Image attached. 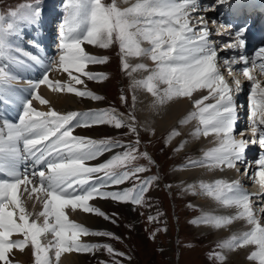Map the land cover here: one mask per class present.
<instances>
[{
    "label": "snow or ice",
    "instance_id": "obj_1",
    "mask_svg": "<svg viewBox=\"0 0 264 264\" xmlns=\"http://www.w3.org/2000/svg\"><path fill=\"white\" fill-rule=\"evenodd\" d=\"M124 3H128V0H124ZM218 3L222 5L226 0H218ZM65 11L67 16L60 26L58 59L48 64L42 79L30 83L28 91L32 99L38 100L41 105L49 104L36 91L42 84H47L54 92L72 93L92 100L103 99L71 83L50 81L47 72L55 66L56 70L67 73L76 85H82L84 81L79 75H73L74 72L86 76L88 80L103 81L105 75L86 69L91 64L106 63L108 58L88 54L83 45L87 43L107 49L118 44L122 70L127 71L131 67L129 57L147 58L154 64L151 70L146 64H137L131 67L128 74L139 70L149 72L144 79L135 81L134 86L145 89L158 104L175 98H191L199 90L208 91V95L193 101L195 110L181 124L196 120L198 126L191 135L195 138L214 136L217 146L206 151L202 159L190 160L189 166L232 169L238 163H245L249 145H258L264 150V85L254 75L258 73L264 76V47L251 60L243 55L245 28L232 32L231 25L225 28L224 24H219L218 29H225L223 34L228 35L230 40L222 49H218L215 41L210 39L212 32L209 21L203 15H194L200 11L199 0H135L124 8L117 5V0H111V3L104 0H68ZM9 15L35 25L39 22L41 10L38 6L29 5L24 11H12ZM4 19L0 16V59L23 63L11 55L13 51H22L19 47L13 48L9 40L10 36L17 34V25L9 22L5 27ZM211 23L217 25L216 20ZM216 34L221 33L218 30ZM145 44L148 46L144 47ZM224 50L241 54L221 59L218 51ZM24 55L37 64L41 63L37 56ZM238 64L242 67L235 68ZM222 68L230 76L237 74L249 82L248 124L245 130L239 131L240 139L235 134L240 117L233 93L243 90L241 80L233 79V89L225 79ZM16 79L8 63L0 65V103L15 102L11 85ZM160 85L165 87L161 88ZM32 99L21 101L17 122H0V264H12L10 254L13 250L23 251L29 245L35 264H60L65 253H92L101 248L109 254L122 256L123 253H115L110 245L83 243V236L118 237L110 232L91 231L70 220L66 209H79L108 220L110 218L92 206L90 201L99 198L144 205L145 193L157 178L142 181L131 189L105 191L109 185L138 180V174L147 171L143 166L130 167L138 159V149L129 145L122 153L91 166L88 162L115 148L126 146L111 139L94 140L76 136L73 131L75 128L107 124L116 129L127 127L135 133L134 124H125L115 114L104 110L60 113L50 108L42 112L33 107ZM209 99L214 103L205 104ZM131 119L134 121L135 117ZM246 132L250 133V137L245 135ZM178 135L180 133L174 131L170 139ZM181 148L183 144L177 151ZM140 155L147 158V153ZM254 163L257 167L252 178L264 188V152ZM244 172L247 175L249 168L245 167ZM101 173L102 176L97 175ZM197 187L201 194L224 208L236 209V212L229 216L205 214L191 223L220 229L237 220L245 221L250 226L248 231L231 236L217 247L235 250L254 245L256 250L248 259L264 264V224L254 209L253 194L247 192L239 181L224 180L189 185L186 190L195 195ZM25 194L28 200L35 199L42 204L36 219L31 218L33 213L26 208ZM259 212L264 213V207H260ZM155 219L149 217V221ZM16 235L21 238L13 239ZM47 235L52 239L44 244L42 237ZM214 255L221 262L226 259L221 253Z\"/></svg>",
    "mask_w": 264,
    "mask_h": 264
},
{
    "label": "rangeland",
    "instance_id": "obj_2",
    "mask_svg": "<svg viewBox=\"0 0 264 264\" xmlns=\"http://www.w3.org/2000/svg\"><path fill=\"white\" fill-rule=\"evenodd\" d=\"M33 1L35 0H0V16L5 18L3 21L4 26L6 27L9 22H14L15 24H19L21 22L24 23V20L19 17L12 18L9 13L12 11H19L23 7H25V10L27 6H29L27 4ZM44 2H47L48 4L46 5ZM65 2H67V0H43V2L37 1V3L30 4L32 6H38L39 8L42 7L41 4L45 5L42 10L40 8L42 17L40 18L41 20H44V22L39 21L37 25L35 24L37 28L40 26V28H38L40 32V39L38 41L42 38L46 39L47 37L45 28L46 24L52 26V37H54V31L60 30L61 24L58 19L61 11H63ZM104 2L111 3V0H104ZM117 5L119 6L118 0ZM48 6H53L52 10H60V12L57 11L58 14H55V16L44 14L48 9ZM203 8H205V4ZM209 15L210 14H207L206 19H209L208 26H210L209 29L213 33L215 29L212 27L215 25L211 23L212 19ZM11 18L12 20H10ZM213 20H216V18H213ZM210 39L215 41L218 49H222L223 44L219 39ZM45 43L47 44V42ZM54 43L55 45H53L52 39V50L54 47L58 48L59 45L58 41L56 42L54 40ZM37 45L41 46L42 44L39 43L35 46V49L39 50L37 52L38 56H48L47 52L41 53V51H46V49H42ZM85 46L86 45L84 44V49H87L88 46ZM51 48L50 45H48L47 49L49 53L51 52ZM94 52V49L91 48V55L96 57H107V62L102 64H92L94 67L92 70H90L89 65L86 71L94 74H103L106 76V79L97 82L94 80H88L86 76L80 74L79 76L84 81V84L75 85L78 89L89 90L94 94L103 97V99L92 100L89 98H81L72 94L73 96H71L75 99L72 103L74 106L66 111L83 113L104 110L112 112L113 114L120 111L129 119V122L125 124H134L136 132H130L127 127L116 129L115 127L104 124L92 126L90 128H75L73 134L89 137L94 140L111 139L113 142H119L120 144L126 146L123 148H115L110 152H106L97 160L88 162L89 164L91 163V166L103 163L110 159L113 155L122 153L129 145L138 149V159L130 165V167L143 166L147 169V171L139 173L138 180L130 179L121 185H109L104 189L105 191H123L124 189L133 188L142 181L151 180L153 177H156L157 179L153 180L149 185L148 191L144 196V205L137 206L131 203L116 202L111 199H100L99 201V198L93 200L92 202V206L99 208L110 219L105 220L103 217L93 214L91 216H94L96 221L90 225L83 223L84 226L91 231L110 232L114 234V237H118V239L107 236L92 235L81 237L82 242L87 244L110 245L115 250V253H123L122 256L109 254L105 249L101 248L100 250L92 253L73 252V254L71 253L72 258L75 257L73 259L76 260L77 264H229L226 260L223 262L219 261L214 255V253L222 254V251L221 248L217 247V244L213 242L211 236L204 235L203 232L197 230L196 224L191 223V221L200 218L197 214L198 209L193 205L194 203L191 200L184 197L186 196V193L179 188V185L181 184L179 183L180 180L176 175L187 169V167H190L187 166L186 163V161L189 162L187 159L189 151H185L192 143L189 142L191 132L187 130L185 136L181 135L180 141L177 139L176 143L171 145L168 139V133H153V135L152 133L145 131L139 123L136 105H134L136 97L133 96V91L130 88L132 79L130 77L131 75L128 73L131 72V68L127 71L122 70L120 58L121 54L118 44H113L109 48L105 49L104 52H101V56H99V54H94ZM30 53L33 54L32 51ZM220 53H222V51H218V54ZM58 55L54 57L53 60H57ZM59 71L60 70H55V66L53 67L51 73L53 72L54 76L51 81H58L57 78ZM224 77L232 87L233 82L231 77L229 76L228 78L227 75H224ZM144 78L145 77H142V79ZM62 83L69 84L67 82ZM121 97L124 99L122 100ZM244 100L245 99H243V101ZM209 102L214 103V100L211 99ZM51 104V108L55 110L58 109L55 104ZM36 109L38 111H42L38 109V107H36ZM66 111L65 113H68ZM133 116L135 117L134 121L131 119ZM117 117L122 120L120 116ZM239 127L238 131L235 133L237 139H240V136L238 135L239 131L245 130L247 125L245 129L243 126L241 127V125H239ZM181 144H183V148L177 151ZM182 152H184L183 154L185 156L179 157ZM257 152L258 154H256L255 159L253 157L254 161L260 156L259 151ZM143 153H147V158L140 155ZM245 157H251V155H246ZM250 166L251 163L237 164L234 169L238 170L239 173L237 176L239 179L244 177L245 167L249 168ZM253 167L255 166L253 165ZM252 173L250 174L251 176ZM97 175L102 176L103 174L101 173ZM251 182L253 188L261 187L253 180L250 181V183ZM255 199L256 198L253 199V203H255ZM259 203H261V201L254 204V206L258 207L255 209L258 214L260 208L259 206L261 205V207H264V205L262 206V204ZM81 212L82 211H79L80 217L73 213L72 217H70L72 218L71 220L75 221L76 218L77 223H82L84 217ZM76 216L80 220H77ZM150 216L155 217L156 219L149 221ZM262 221L264 223V219ZM12 264L35 263H33L29 258L23 260L22 258L20 259V257L18 258V256H16V261L12 260Z\"/></svg>",
    "mask_w": 264,
    "mask_h": 264
},
{
    "label": "bare ground",
    "instance_id": "obj_3",
    "mask_svg": "<svg viewBox=\"0 0 264 264\" xmlns=\"http://www.w3.org/2000/svg\"><path fill=\"white\" fill-rule=\"evenodd\" d=\"M118 1H119V7H121V8H122V6H123V8L128 7L132 3L135 2V0H128V3H124V0H118ZM209 1H211V0H199L200 11L194 15H203V16L207 17V14H210L209 17H211V19H212V18H215L218 13H223L224 11H226L227 0H226V3H224L222 5L217 3V6L214 9H210V11H208V12L202 11L204 3H208ZM67 2H68V0H67ZM67 2H65V5L67 4ZM41 5H42V7H40V8L42 10V8L44 7V4H41ZM52 8H53V6H48V9L45 11L44 14H47V15L50 14V16L51 15L55 16V14H58V12H60V10L59 11L54 10V9L52 10ZM201 13H203V14H201ZM59 16L60 17L58 20L60 21V24H62L65 17L67 16V12L65 11V6H64L63 11H61ZM41 18H39V21L44 22V20H41ZM49 19H51V18H49ZM10 20H12V18ZM12 23H14V22H12ZM16 25H17V27H16V33L17 34L10 36L9 40H10L11 44L13 45V48L19 47L22 51L20 53H16L13 51L11 53V55L15 56L18 60H22L23 63H12L9 60L7 61L6 59H0V65L8 63L9 64V70L12 72L13 75H15L17 77V79L15 81H13V83L11 85V88H12L11 95L13 96L15 102L12 104L0 103V122H2L3 120H9L11 122H17L18 121V116L21 112V101H23L24 99H32V97L30 96L29 91H28L30 83L31 82H37L40 79H42L44 74H45V71H46L48 64L51 61H53L54 57H56L59 54L58 48L54 47L52 50L51 47H52V39H53V45H55L54 40L56 42L57 41L59 42V31L60 30L54 31L55 32L54 37H52V34H53L52 33V26L46 24L45 28H46L47 37H46V39L42 38L40 41H38L40 39V32L38 29V28H40V26L37 28L36 25L28 24L26 22H24V23L21 22V23L16 24ZM215 26H216V29H218V26L217 25H215ZM215 26H213V27H215ZM213 36H215V35L212 34L210 36V38H214ZM50 38H51V40H50ZM45 42H47V44ZM222 42H224V40ZM39 43L42 45L41 46L37 45L38 47H41L42 49H46V51L40 50L41 53L47 52L48 56H44V55L41 57L38 56L37 52L39 50H36L35 46H36V44H39ZM48 45H50V48H51L50 53L48 52V49H47ZM85 45L88 46L87 49L85 48L86 52H88V54H90L91 48L94 49V51H95L94 54H96V55L99 54V56H101V52H104V50H105V49L99 48L98 46L88 45L87 43H85ZM147 46H148L147 44L144 45V47H147ZM34 49H35V51H34ZM31 51L33 52V54L30 53ZM24 53H28L30 55H34V56L39 57V59L41 60V63L37 64L35 61L30 60L28 56L24 55ZM228 53H229L228 50H224V51H222V53L218 54V57H220L221 59L226 58V57H228ZM51 57H53V58H51ZM57 59H58V57H57ZM128 62L130 63L129 64L130 66L133 64L131 67H135L137 64L143 63V64H146L148 66L149 70L154 68V64L147 58L129 57ZM89 67H90V70L94 69L92 64ZM221 70H222L223 75L230 76L229 74H227L228 72H224L225 70L223 68ZM51 71L47 72V75H48L50 81L52 80V78L54 76V73L53 72L51 73ZM148 74H149V72H147V71L139 70L136 72H132L131 76H130L132 79L130 88L133 91L132 92L133 96L136 97V101H134V103H135L134 105H136L139 123H140L141 127L149 133H152V134L153 133L154 134L155 133H158V134L159 133H162V134L168 133L169 134L168 139H169L170 144L172 145V144L176 143L177 139H178V141H180L181 135L185 136V134L187 133V130H189V132L192 133L193 130L198 126V122L196 120H193L187 124H181V121L184 120L190 112L195 110L193 108V101L202 98L204 95H208V91L207 90H199L197 92H194L191 98H175L173 100L166 101L164 104L161 105V104H158L156 102L155 97H153L146 90H143V88L134 86L135 81L142 80V77H146ZM73 75H80V74L74 72ZM234 76L237 77V75H234ZM232 77H231V79H232ZM57 79L60 82L71 83L73 86L76 87L75 83L70 80L68 74L64 73L62 70L59 71V75H58ZM160 87L163 88V87H165V85H160ZM232 88L233 89L235 88L234 84H233ZM245 88H246V84L242 86V89H243L242 90V93H243L242 98L245 97V95H244ZM36 91L43 98H45L49 101V104L41 105L38 100L32 99V104L34 105V107L35 108L38 107V109L42 110L43 112H46L51 108V105H52L51 103L55 104L56 107L58 108V109H56V111L61 112V113H65L66 110H69L71 107L74 106V105H72V103L75 99H73L72 93H69V95H68L67 92H54L49 88V86L47 84L40 85V87ZM142 91H145V92H142ZM234 99H235V97H234ZM210 100L211 99L205 101V104H209ZM241 101H243V100H241ZM246 101H248V99H246ZM236 103L238 105V110H239L240 107H239L238 100H236ZM51 109H53V108H51ZM66 112H68V111H66ZM238 115H239V117L240 116H242V117H240L239 118L240 120H238V122H240V123L237 124L236 132L238 131L239 125H241V127L243 126L244 129L246 128V125L248 123L247 122L248 121L247 120V115H248L247 106H245V108L243 109L242 112L239 111ZM174 131L179 132L180 135L175 136V137H171V139H170L171 133ZM246 133H247V134H245L246 136H250L248 132H246ZM76 136H79V135H76ZM189 139H190L189 142H192V143H191L189 148H186L187 150L185 151V152L189 151V154L187 155V159L189 161L190 160L197 161V160L202 159L203 154L206 151L217 146L216 138L214 136H211V135L209 137L201 136L200 138H195L192 135H190ZM257 151H259L260 154L262 152H264V150L260 149L258 145H249V147L246 149L245 156L251 155V157H245L247 162H245L244 164L251 163V166L249 167L250 170H249L247 176L245 178L242 177V179L238 178L237 175L239 172H238V170H236L234 168H232V169L224 168L223 170H221L218 168L210 169L208 167H200V166L191 167L190 166V167H187V169L183 170L181 173H178L179 175L178 174L176 175L178 177V179L180 180V182L179 181L178 182L181 184V185H179V188L182 189L184 193H186V196H184V197H186V199L191 200L194 203L193 205L198 209V212H199V213L197 212L198 216L202 217L205 214L217 215V216H229V215H234L236 212V209L224 208L220 204L215 202L212 198L201 194L198 187L195 189V191H196L195 195L191 191L186 190L189 185L198 186L201 182L210 184V183L214 182L215 180H224L227 182L239 181L240 183H242V186L246 189L247 192L253 194V199L256 198L254 201L255 203H258L261 201V203H259V204H262V206L264 205V201H263V199H264V188H263V190H261V187L260 188H257V187L253 188L252 182L250 183V181L253 180V178L251 180L252 176L250 174L252 172L254 173V171L256 170V167H257L254 164V160H253V157L255 159L256 154H258ZM183 153L184 152H182V154L179 157L185 156ZM186 163H187V166H189V162L186 161ZM253 165L255 167H253ZM260 193H263L262 196H259ZM24 198H25L26 208H27L28 212L33 213L31 218L36 219V214L42 210V204L40 202L35 201V199L28 200L26 198V194H25ZM99 201H100V199H99ZM92 202H93V200L90 201L91 205L93 204ZM255 203H253V206ZM34 204H35V207L33 206ZM256 207L257 206H254V209H256ZM259 207H261V205ZM79 211H82V210L77 209L76 211H72L70 208L66 209V212H67L70 220L72 219L70 217H72L73 213H75L76 215H78V217H80ZM81 213L84 217V220L82 223L81 222L80 223L83 226H84V224L90 225L96 221L94 216H91L93 214L85 213L83 211ZM257 214H258V212H257ZM258 216L261 219V223L264 224L262 221L264 219V214L259 212ZM78 217H77V220L79 219ZM40 222L41 223L43 222L42 217L40 218ZM75 222H77L76 218H75ZM196 228H197V230L203 232L204 235L211 236V238L213 239V242L218 245L222 241L229 239L233 235L239 234V233L244 232V231H248L250 229V226L247 225L246 222L243 220H237V221H234L231 225H228L227 227L220 228V229H216L214 227H211V226L205 225V224H196ZM19 238H21V237L18 235L13 237V239H19ZM51 239H52V237H50L49 235L42 237V243L47 244ZM255 250L256 249H255L254 245H248V246H245L243 248H237L235 250L221 249L222 255L226 257L225 260L229 264H257L256 261L248 259L249 255ZM72 254H73V252H72ZM15 255L18 256V258L20 257V259L22 258L23 260L29 258L33 263H35L34 258H33V252H32L30 245L27 248H25L23 251L14 249L13 252L10 254V259L16 261ZM76 255H78V254H76ZM73 258H75V257H73ZM73 258L71 256V253H65L61 257L60 264H77L76 260H74ZM79 263H81V262H79Z\"/></svg>",
    "mask_w": 264,
    "mask_h": 264
}]
</instances>
